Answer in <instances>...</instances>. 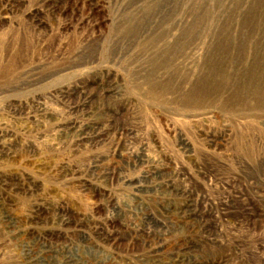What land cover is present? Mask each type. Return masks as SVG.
Returning a JSON list of instances; mask_svg holds the SVG:
<instances>
[{
    "label": "rangeland",
    "instance_id": "1",
    "mask_svg": "<svg viewBox=\"0 0 264 264\" xmlns=\"http://www.w3.org/2000/svg\"><path fill=\"white\" fill-rule=\"evenodd\" d=\"M0 264H264V0H0Z\"/></svg>",
    "mask_w": 264,
    "mask_h": 264
}]
</instances>
